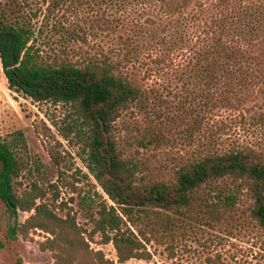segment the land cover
I'll return each instance as SVG.
<instances>
[{
	"label": "trees",
	"instance_id": "trees-1",
	"mask_svg": "<svg viewBox=\"0 0 264 264\" xmlns=\"http://www.w3.org/2000/svg\"><path fill=\"white\" fill-rule=\"evenodd\" d=\"M65 2L54 0L55 5ZM120 5L138 17L148 15L144 21L137 17L127 34H120V62L108 56L46 61L32 44L34 29L0 14V59L9 89L36 102L74 104L91 129L87 167L108 197L101 194L91 216L94 233L114 243L120 262L136 258L143 243L128 225L137 224L139 212H183L201 191L228 182L247 190L264 227V0H120ZM146 54L158 67L169 58L182 70L195 85L196 126L228 141L221 149L187 158L170 180L140 177L138 165L113 134L123 112L147 100L133 66ZM179 58L183 62L175 64ZM228 117L238 121L243 133L227 129ZM23 166L12 142L0 133V199L12 217L10 237L31 228L54 236L69 229L81 233L71 215L63 218L51 203L39 202L46 195L37 184L18 191ZM19 210L35 212L21 223ZM68 245L78 249L72 239ZM63 253L56 264H75ZM15 264L29 263L19 258Z\"/></svg>",
	"mask_w": 264,
	"mask_h": 264
},
{
	"label": "rangeland",
	"instance_id": "rangeland-1",
	"mask_svg": "<svg viewBox=\"0 0 264 264\" xmlns=\"http://www.w3.org/2000/svg\"><path fill=\"white\" fill-rule=\"evenodd\" d=\"M65 1L55 5L54 0H0V14L34 29L32 44L46 61L108 56L120 62V34H127L138 15L126 11L120 0ZM181 62L179 58L174 63ZM133 66L147 100L124 111L113 134L118 147L138 165L140 177L173 179L193 154L227 146L221 137L205 134L204 125L196 126L195 85L169 58L158 67L146 54ZM226 123L231 133L242 132L237 120L228 117ZM0 133L12 142L24 165L16 180L18 191L37 184L46 195L39 202L51 203L63 218L71 215L81 228V233L69 229L57 236L31 228L12 238V217L0 199V240L5 244L1 264H15L19 258L29 264H56L62 252L75 264H264V227L253 213V199L230 182L201 191L180 213L157 208L139 212L137 224L128 227L143 243L141 256L120 262L114 243L94 233L91 216L101 194L108 197L87 167V120L74 104L36 102L9 89L1 59ZM231 194L234 198L228 199ZM34 212L19 210V221L25 223ZM68 239L77 250L70 248Z\"/></svg>",
	"mask_w": 264,
	"mask_h": 264
}]
</instances>
